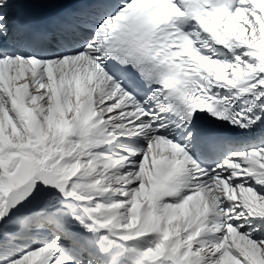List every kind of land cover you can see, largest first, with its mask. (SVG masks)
Returning <instances> with one entry per match:
<instances>
[{
	"label": "snow or ice",
	"instance_id": "1",
	"mask_svg": "<svg viewBox=\"0 0 264 264\" xmlns=\"http://www.w3.org/2000/svg\"><path fill=\"white\" fill-rule=\"evenodd\" d=\"M0 264H264V0H0Z\"/></svg>",
	"mask_w": 264,
	"mask_h": 264
}]
</instances>
